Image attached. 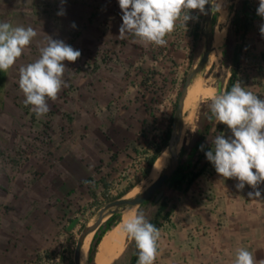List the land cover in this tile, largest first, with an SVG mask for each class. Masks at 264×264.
<instances>
[{"label":"rangeland","instance_id":"374dc122","mask_svg":"<svg viewBox=\"0 0 264 264\" xmlns=\"http://www.w3.org/2000/svg\"><path fill=\"white\" fill-rule=\"evenodd\" d=\"M84 1L51 0L45 5L44 0H38L34 6L33 0L23 3L19 0H0V22L32 27L37 32L16 65L8 72H0V264H75L74 252L81 231L95 221L99 210L118 199L131 184L134 187L122 197H128L138 186V193L147 187L148 183H142L148 180L149 175L141 178L146 154L154 143L160 141L165 130L172 127L171 117L182 82L204 51L205 11H198V17L195 16L200 17L199 22L202 23V39L193 57L178 62L174 60V51L180 45L177 36L182 35L178 23L175 31L166 37V46L121 45L119 53H131L128 62L114 56H111V61L108 50H97L84 42L83 33L87 31L92 35L89 25L94 21L88 12L89 4L87 2L86 6ZM242 2L227 0L224 20H221V12L214 3V13L218 14L215 29L221 28L225 33L221 60L210 71L211 85L217 93L226 89L231 75L233 49L241 43L234 33L232 20L241 10ZM253 26L252 21L250 28ZM48 36L63 40L79 50L81 56L74 63L65 61L67 86L54 102L48 101L49 112L37 118L31 106L24 103L25 98L18 85L19 68L38 58L39 49L46 45ZM250 48L246 35L237 81L243 87L245 81L252 80L255 84L257 81L253 77L261 71L257 56ZM153 57L155 60L151 59ZM111 62L118 65L125 63L123 70L115 72L119 80L115 88L141 90L137 100L146 106L148 117H142L143 121L135 126V131L128 123V115L133 113L131 116L136 117L140 112L138 105L134 110L129 107L131 104L122 106L120 101H113L111 116L120 121H115L116 124L111 127L100 123L103 114L96 95L90 91L100 84L97 80L103 79V74L97 72L96 64L100 63L106 70ZM159 63L176 69L165 79L159 75ZM82 80L87 85L83 90L89 91L85 93L89 98L86 101L77 96L83 95V90L79 88ZM142 84L145 87L143 90ZM120 106L126 110L120 112ZM209 109L210 99H201L191 129L182 133L180 151L195 142ZM120 126L133 130L134 139L126 134L128 147L110 152L100 161L98 147L101 143L96 133L106 129L116 136V131L113 134L112 129L117 130ZM108 143L117 144L115 141ZM164 151L168 154L166 149ZM161 190L166 196L170 189L163 186ZM129 210L131 213L137 210L143 212L149 220L157 205L149 203ZM121 214L122 221L115 227L123 222L125 212ZM94 234L89 240V248ZM132 251L133 241L127 238L123 252L118 257H112L110 264H129ZM85 264L94 262L88 263L87 257Z\"/></svg>","mask_w":264,"mask_h":264},{"label":"crops","instance_id":"0c3cea01","mask_svg":"<svg viewBox=\"0 0 264 264\" xmlns=\"http://www.w3.org/2000/svg\"><path fill=\"white\" fill-rule=\"evenodd\" d=\"M24 1L19 0V3ZM37 1L33 0L34 6ZM44 1L47 5L51 0ZM87 2L89 4L88 12L94 21L89 25L92 35L87 31L83 33L84 42L94 49L108 50L111 54L109 59L114 56L116 59L121 58L128 62L131 53H119L121 45L133 46L137 42L131 36L126 39L118 37L119 27L122 24V12L118 0H85L83 3L87 6ZM248 2L254 8L259 5V0H248ZM198 13V10H191L192 19L186 22L185 28L179 23L182 35L177 36L180 45L174 51L176 62L186 57H193L198 50L202 39V23L199 22L200 17L196 18L195 16L198 17ZM253 22L254 26L252 29L250 28L247 37L251 46L250 50L257 56L261 71L253 77L257 81L255 84L252 83V80L245 81L244 87L264 98V62L261 59V55L264 53V36H261L259 31L260 25L264 24V18L255 19ZM151 59L155 60V57ZM111 61L113 60L111 59ZM158 65L159 71H161L159 75L165 79L171 75V71L176 69L170 68L171 66L165 63ZM124 66L125 63L118 65L111 62L109 68L106 67L108 69L105 70L102 69L100 63H97V72L100 71L103 74V79L97 80V83L100 84L90 92L96 95L95 99L101 108L103 119L100 123L103 126L111 127L116 124L115 121H120L119 118L113 119L111 116L113 101H120L122 106L131 104L129 107L134 110L138 105L139 114L137 113L136 117L131 116L133 113L128 115L130 117L128 123L135 131V126L143 121L142 117L147 118L148 115H146L147 110H145L144 103L137 100L141 90L138 92L135 90L136 88H115V84L119 81L115 72H120L125 68ZM82 78L85 77L82 76ZM79 86L82 90L87 88L86 81L82 80ZM143 88H145L144 84L141 85L142 90ZM86 92L89 93V91L83 90V95L77 96L83 101L89 100L85 95ZM122 106H120V112L126 110L125 107L122 109ZM129 129H125L123 126L118 127L117 130L112 129L113 134L116 131V136L106 129H101L96 133V137L101 143L98 147L101 153L100 161H103L104 155L107 156L110 152L114 153V151L128 147L125 135L129 134L131 140L135 135V132ZM221 134L226 137L231 135L225 125L220 132L216 133V135ZM114 141L117 144L108 143ZM93 147L96 148V146ZM236 183L235 179L224 180L220 177L211 164L186 192L169 190L166 197L171 200V215L169 221L160 228V254L155 264H232L235 250L239 247L251 251L257 262L264 260V184L259 186L261 195L249 197L248 193L254 190L246 185L242 191H238L235 187Z\"/></svg>","mask_w":264,"mask_h":264},{"label":"clouds","instance_id":"9594fccd","mask_svg":"<svg viewBox=\"0 0 264 264\" xmlns=\"http://www.w3.org/2000/svg\"><path fill=\"white\" fill-rule=\"evenodd\" d=\"M217 4V0H211ZM122 12L119 38L131 36L142 46H166V37L178 23L184 28L192 19L191 10L203 13L209 0H118ZM220 10V7H219ZM256 14L264 18V0H259ZM75 25H73L74 27ZM264 36V24L259 28ZM37 32L32 27L13 26L0 22V71L8 72L16 65ZM81 56L79 50L63 40L48 36L46 45L39 49L38 58L19 68V89L26 106L37 118L49 112L48 101H55L67 86L64 79L65 61L74 63ZM209 120L225 125L231 135H216L213 147L205 152L207 160L224 180L235 179V187L242 191L249 186L254 191L249 197L261 195L264 184V98L248 91L237 82L230 91H222L210 98ZM195 132L194 130H192ZM203 149V145H201ZM122 231L134 241L138 250L137 264H155L159 256L161 230L150 223L143 212L133 211L123 220ZM232 264H264L244 247L235 250Z\"/></svg>","mask_w":264,"mask_h":264},{"label":"trees","instance_id":"16d2710c","mask_svg":"<svg viewBox=\"0 0 264 264\" xmlns=\"http://www.w3.org/2000/svg\"><path fill=\"white\" fill-rule=\"evenodd\" d=\"M256 9L251 6L248 0H243L241 5V10L236 13L232 20V25L234 28V33L237 37L238 41L241 43L237 44L233 49V54L231 57L232 69L231 75L228 80V84L226 86L225 91H230L231 88L236 84L239 78V69L241 66L243 49H244V38L250 30L251 22L255 19H263L256 14ZM218 14L214 13L213 15V26L217 24ZM261 59L264 62V53L261 55ZM2 72V71H0ZM4 73V72H2ZM186 78H184L182 82V88L185 84ZM182 88L179 92V95L182 91ZM178 100L174 104V112L177 107ZM174 112L171 117V122H173ZM211 115L210 109L208 111V115L205 119V122L198 133V136L195 142L190 146H184L182 148V159L181 164L175 173L170 177L169 180L166 181L164 186H167L170 190H176L179 192H186L193 182L202 175L207 167L211 165V163L207 160L205 152L210 150L211 140L216 136V133L220 132L224 125L216 124L214 118L209 120V116ZM171 135V126H169L163 135L160 138V141L154 143L146 154V158L144 160V166L141 172V178H146L154 166L156 160L159 156L164 152V150L168 146V142ZM201 145H203V149H201ZM134 187V184L129 185L118 198L124 196L127 192H129ZM117 199V198H116ZM149 203H154L157 205V210L154 215L148 220L150 223L155 225L158 229L162 227L165 222L169 221L171 215V200L167 199L166 196H163L159 202H155V195L148 201H146L142 205H146ZM122 220V214L116 213L109 217L107 221L95 232L93 241L89 248L88 253V263H92L95 260V255L98 251V246L101 243L103 237L106 235L108 231H110L113 227H115ZM138 260V250L136 249L135 243L133 241V251L130 258L129 264H137Z\"/></svg>","mask_w":264,"mask_h":264},{"label":"water","instance_id":"95a60500","mask_svg":"<svg viewBox=\"0 0 264 264\" xmlns=\"http://www.w3.org/2000/svg\"><path fill=\"white\" fill-rule=\"evenodd\" d=\"M213 15H214V4L212 9L211 0L206 5L205 9V47L204 51L196 64V66L186 76L185 84L180 93L176 110L174 112V118L171 127V135L166 150L169 154V164L160 174V176L147 186L142 192L138 193L133 197H121L112 202H109L101 210H99L95 221L91 225H86L76 244L74 252V263L81 264V254L87 236L91 233H95L109 217L116 213H123L133 207H139L146 201L150 200L155 195V202H159L164 191L161 190L167 180L175 173L181 164L182 151L179 150L181 142V136L184 128L185 114H184V103L188 94L189 87L191 86L195 77L201 74L210 59L213 51L214 42V26H213ZM122 221V220H121Z\"/></svg>","mask_w":264,"mask_h":264},{"label":"bare ground","instance_id":"6f19581e","mask_svg":"<svg viewBox=\"0 0 264 264\" xmlns=\"http://www.w3.org/2000/svg\"><path fill=\"white\" fill-rule=\"evenodd\" d=\"M217 3H218V8L220 7L221 20H224L227 15V6H226L227 0H217ZM224 40H225L224 31L221 28L215 29L213 51L211 53L210 59L207 63L205 70L201 74L197 75L193 80L191 86L189 87L188 94L185 99V103H184L185 121H184L183 131L184 130L188 131L191 129V126L194 121L195 113L201 99L210 98L212 95L217 94V89L211 85L212 73L210 74V71L214 65L218 66L221 60V53H222L221 49L223 48ZM181 142H182V136H181ZM168 162H169L168 154L166 151H164L159 156L154 166L152 167V170L148 176V180L144 181L142 185L148 183L147 186H149L152 182H154L160 176L163 170L166 168ZM139 190H140V186L134 188V190L131 193H129L128 197L134 196L139 192ZM128 211L130 210H127L125 212V216L123 220L128 218V216L131 214V212ZM91 224L92 222L89 223V225ZM121 225L122 224H120L118 227L112 228L103 237L101 243L98 246V251L95 255L94 264H105V263L110 264L113 261L112 257H118L123 252L128 237L122 231ZM92 236L93 233L89 234L85 240L81 254V264H85V261L88 257L89 240L91 239Z\"/></svg>","mask_w":264,"mask_h":264}]
</instances>
